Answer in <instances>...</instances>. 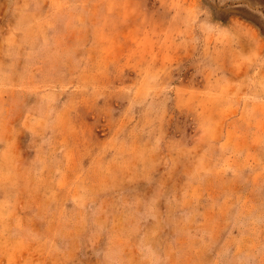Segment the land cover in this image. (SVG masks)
<instances>
[{
	"label": "rangeland",
	"instance_id": "rangeland-1",
	"mask_svg": "<svg viewBox=\"0 0 264 264\" xmlns=\"http://www.w3.org/2000/svg\"><path fill=\"white\" fill-rule=\"evenodd\" d=\"M0 100V264H264V0H0Z\"/></svg>",
	"mask_w": 264,
	"mask_h": 264
},
{
	"label": "crops",
	"instance_id": "crops-1",
	"mask_svg": "<svg viewBox=\"0 0 264 264\" xmlns=\"http://www.w3.org/2000/svg\"><path fill=\"white\" fill-rule=\"evenodd\" d=\"M1 101V100H0ZM36 119V118H35Z\"/></svg>",
	"mask_w": 264,
	"mask_h": 264
}]
</instances>
